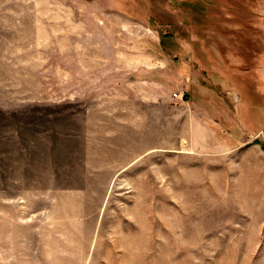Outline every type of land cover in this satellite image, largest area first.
Here are the masks:
<instances>
[{"label":"rangeland","instance_id":"374dc122","mask_svg":"<svg viewBox=\"0 0 264 264\" xmlns=\"http://www.w3.org/2000/svg\"><path fill=\"white\" fill-rule=\"evenodd\" d=\"M258 7L0 0V264H264Z\"/></svg>","mask_w":264,"mask_h":264},{"label":"crops","instance_id":"0c3cea01","mask_svg":"<svg viewBox=\"0 0 264 264\" xmlns=\"http://www.w3.org/2000/svg\"><path fill=\"white\" fill-rule=\"evenodd\" d=\"M260 10L261 9L258 7L257 9H254L253 13H254L255 16L257 15L258 21L261 23L260 26L264 30V11L263 10L260 11ZM244 70H246V69H244ZM251 70H255V69H251ZM220 71L221 72H224L223 70H220ZM124 83H126V82H124ZM95 86H96V83H94V87ZM125 90L126 89L124 88L121 92H125ZM49 187L51 188V187H57V186L54 185V184H50ZM37 190H39V189H36V187H34V190L33 191H37ZM52 190L55 192V194L50 195L49 196L50 199L46 195H44V194L41 195L42 198H39L41 201L44 200V202H47L48 199L51 201V204L48 207H46L45 205L42 206V207H44V211H43L44 212V216H43V219H45L46 216L49 215V213H52V210L51 209H53L54 212L58 211L57 213H62V208L65 206L64 204L67 201L66 198H69V196L67 195V192L63 191V189H61V188L60 189H52ZM70 198L74 199V201L76 200V202H77L78 197H77L76 194L70 195ZM79 203H80V201H79ZM47 208L50 209V210L48 211ZM74 208L77 209L76 207H74ZM64 219H66V217H64L63 215H60L59 218H58V220L56 222L58 224H63L64 222H67V221H64ZM28 222H31V221H28ZM43 230L44 229H42L40 232H38L37 235H36V233L31 232L30 233L31 235L28 236V238H30V239L34 238L35 239V235L37 237H40L42 235V233H43ZM30 246H31V244H29V247Z\"/></svg>","mask_w":264,"mask_h":264},{"label":"trees","instance_id":"16d2710c","mask_svg":"<svg viewBox=\"0 0 264 264\" xmlns=\"http://www.w3.org/2000/svg\"><path fill=\"white\" fill-rule=\"evenodd\" d=\"M211 7H214V6H209V7L207 6L205 9H209V8H211Z\"/></svg>","mask_w":264,"mask_h":264}]
</instances>
